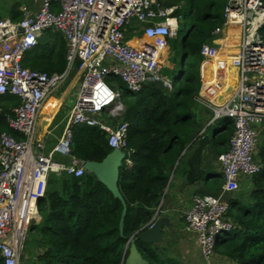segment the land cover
Instances as JSON below:
<instances>
[{
    "label": "built area",
    "instance_id": "built-area-1",
    "mask_svg": "<svg viewBox=\"0 0 264 264\" xmlns=\"http://www.w3.org/2000/svg\"><path fill=\"white\" fill-rule=\"evenodd\" d=\"M223 1V22L211 32L215 38L212 43L200 47L199 67L202 70L205 61L218 62L219 38L232 27L238 32L237 50L229 66L235 69V84L231 93L226 91L229 94L224 100L215 101L231 87L221 83L220 75L216 77L218 82L209 86L216 95L209 99L201 93V87L195 102L210 110L208 125L228 118L233 131L227 150L217 157L222 177L220 191L194 195L184 214L185 229L195 234L206 262L216 238L234 227L226 215L225 194L237 190L240 178L261 170L254 157L259 128L264 124V39L259 32L264 25V0ZM175 8L163 7L158 0H38L32 9H19V20L0 19V97L19 99L17 106L6 111L0 108V114L20 137L0 132L1 264H20L28 228L39 220L37 202L45 194L48 175L81 177L86 173L80 160L70 156L74 126L97 127L106 133L108 146L121 150L129 164L126 123L113 126L101 118L108 110L112 118L123 111L120 92H114L105 80L110 75L118 77L129 92H137L144 85L171 89V79L162 72L161 53L166 42L177 36ZM132 21L141 25L143 36L151 43L135 47L125 41V29ZM48 30L61 34L65 42L66 64L61 73L48 74L22 66L24 54ZM224 66L221 63L216 69ZM72 69L78 73V87L65 126L52 151L42 154L43 144L36 136L40 110L68 80Z\"/></svg>",
    "mask_w": 264,
    "mask_h": 264
},
{
    "label": "trees",
    "instance_id": "trees-1",
    "mask_svg": "<svg viewBox=\"0 0 264 264\" xmlns=\"http://www.w3.org/2000/svg\"><path fill=\"white\" fill-rule=\"evenodd\" d=\"M173 7L178 20L177 36L168 44V64L175 69L170 90L160 85H144L123 102L119 117L105 122L116 126L126 123V149L129 154L119 168L118 190L125 204L122 234L118 226L122 204L92 174L74 177L50 173L44 197L38 200L40 220L29 226L36 252L35 264H121L128 238L145 230L159 205L170 174L180 168L182 153L196 127L195 96L199 90L200 47L212 43L211 32L223 22V0H158ZM22 4V3H21ZM19 1L7 6L0 19L17 21L21 17ZM188 22V24H187ZM180 24V28H179ZM185 37L180 43L179 33ZM264 39V25L259 30ZM66 46L61 34L46 31L34 48L22 58V66L48 74L65 69ZM165 52V50H164ZM163 52V54H164ZM162 67L165 57L161 58ZM167 71V70H166ZM162 72L165 70L162 68ZM15 96L0 97V108L17 106ZM210 145L216 156L224 153L233 131L230 119L221 118ZM216 122V121H215ZM215 122L207 128L214 126ZM0 132L19 139L0 114ZM264 135V134H263ZM111 152L106 133L97 127L74 126L71 130L70 156L80 161L100 162ZM259 173L249 178V200L238 191L227 198L226 215L233 228L216 238L213 253L230 264H264V144L255 155ZM178 164L176 165V163ZM184 172L188 184L204 180L209 190L220 191L221 175L208 177L202 170L194 174L190 164ZM135 246L149 264H178L159 257L156 249ZM1 264V260H0Z\"/></svg>",
    "mask_w": 264,
    "mask_h": 264
},
{
    "label": "crops",
    "instance_id": "crops-1",
    "mask_svg": "<svg viewBox=\"0 0 264 264\" xmlns=\"http://www.w3.org/2000/svg\"><path fill=\"white\" fill-rule=\"evenodd\" d=\"M36 3L38 4V2ZM124 33L125 41L132 46L140 47L146 43H151L150 40H147L143 36L142 27L138 22H130ZM126 36L130 37L126 38ZM237 39L238 33L236 30L231 31L228 29L224 32L223 39L218 41V43L221 44L217 52L216 60L218 62L205 61L203 62L202 70L199 67L200 85L197 95H199L202 87L201 93L206 94L209 99H212L216 95V92H212V90L209 89V86L217 83L218 81H216V77H219L220 75L223 80L222 82L220 80V82L225 86L231 87L225 89L223 91L224 93H221L215 101L220 102L231 93L230 91L233 90L235 84L236 73L235 69L229 66L231 63V56L234 55L237 50L233 49V43H237ZM170 43V41L166 42V47L164 49L165 52L163 50L164 54L163 52L161 53V58L165 57V61H167L166 54L169 51L168 44L170 45ZM221 63L226 65V67L224 66L222 69H216L218 66H221ZM218 71L222 72L219 73ZM77 75V71L72 69L68 80L59 86V88L47 98L40 110L36 136L43 144L42 154L50 153L60 138L78 87ZM206 90H208V92ZM226 91L229 93H226ZM218 93H220V90ZM194 116L196 119V127L190 136V141L187 146L195 136L201 133L207 134L210 137V140L214 135L213 131L207 132L210 128H207V122L211 118V112L209 109L197 104L194 109ZM263 131L264 124L259 128V140L260 134ZM196 146L197 144L195 142L187 151H183L180 168L176 172L173 171L170 174L168 184L164 189L159 205L155 211L156 220H163L164 224L161 227L160 241L156 244H151L150 246L152 249H156L159 257L162 259H170L178 264H203L204 260L200 254L195 234L188 232L185 229L184 214L190 208L191 200L194 195L217 193L214 190H209L206 187L204 180H198L193 184H188L185 179L184 172L188 169L187 163L190 164L189 160ZM53 157L59 161H64V159L57 154H53ZM217 157L218 156L215 155L209 142L204 147L203 154L200 156L199 171H204L208 177L220 175V166ZM177 164L178 162L176 165ZM244 185L250 187L249 178H240L238 188L241 189ZM227 195L229 194H225L224 196L226 200L228 198ZM213 255V261L215 264H221V261H225L220 258V256L214 253Z\"/></svg>",
    "mask_w": 264,
    "mask_h": 264
},
{
    "label": "water",
    "instance_id": "water-1",
    "mask_svg": "<svg viewBox=\"0 0 264 264\" xmlns=\"http://www.w3.org/2000/svg\"><path fill=\"white\" fill-rule=\"evenodd\" d=\"M119 99H122V94H120ZM195 142L197 146L193 150L189 163L192 166L194 174H197L199 170L200 156L203 154L204 147L210 142V137L207 134L202 136L199 134L195 136V138L185 148L184 152L187 151ZM123 159L124 153L119 149H113L100 162L80 161L85 171L92 174L94 179L103 184L111 192L113 197L117 198L122 204V211L118 226L120 235L122 234L125 204L118 190L117 182L119 178V168L122 166ZM150 223H152L150 227H146L145 230H142L128 238L123 251L121 264H149L136 248L135 241L138 240L146 245L156 244L160 241L161 227L164 224V221L156 220L155 214L149 224Z\"/></svg>",
    "mask_w": 264,
    "mask_h": 264
},
{
    "label": "rangeland",
    "instance_id": "rangeland-1",
    "mask_svg": "<svg viewBox=\"0 0 264 264\" xmlns=\"http://www.w3.org/2000/svg\"><path fill=\"white\" fill-rule=\"evenodd\" d=\"M16 1H19L21 5H24V6H27V7H31V8H34L36 6V2H38V0H1L0 3H5L7 6H11V4H13L14 2ZM5 14V10L2 8L0 9V15H4ZM188 24V22H187ZM179 28H180V24H179ZM180 33H179V49L181 50V46H180V43H182L184 37H185V34H184V31L185 29L184 28H181L180 29ZM130 36H126V38H129ZM223 39V37L219 38V40ZM221 45V44H220ZM234 45V50L237 49V43L234 42L233 43ZM170 47V46H169ZM163 69L165 70V75L166 76H170L171 78L175 76V69L172 68V65L168 64V62L166 61L164 66H163ZM167 70V71H166ZM105 83L114 91V92H117L119 91L120 94L123 95V99H122V102H125L126 100H128V98L130 97V94H129V91L126 89L125 85L120 81V79L118 77H114L112 75L108 76V79L105 80ZM106 114L109 115V116H113L111 115L110 111H106ZM105 116V115H104ZM220 126V123L219 121H216L214 126H211L207 132H210V131H214L216 130L218 127ZM263 130V128H262ZM262 134V135H261ZM260 134V142L256 148V154L258 153V151L260 150L261 146L264 144V131ZM212 152V151H211ZM212 155V154H211ZM239 192L243 197H245L247 200H249V191H250V187H248L247 185H244V187H242L241 189L237 188V190L235 192ZM233 193L230 195H227V197H230L232 196ZM198 247L200 249V246L198 244ZM150 249L151 246H145L144 249L147 250V249ZM201 254V253H200ZM213 255V253H212ZM210 257L208 263L203 262V264H215V262L213 261V257L214 255ZM36 252H35V244H34V241H33V237H31L30 235H27L26 237V240L24 242V249H23V252L21 253V256H20V264H35L36 263ZM225 260V259H224ZM221 264H230L229 261L225 260L224 262L221 261Z\"/></svg>",
    "mask_w": 264,
    "mask_h": 264
},
{
    "label": "clouds",
    "instance_id": "clouds-1",
    "mask_svg": "<svg viewBox=\"0 0 264 264\" xmlns=\"http://www.w3.org/2000/svg\"><path fill=\"white\" fill-rule=\"evenodd\" d=\"M22 6H24V5H22ZM22 6H21V7H22ZM21 7H20V8H21ZM26 7H27V6H26ZM35 7H36V6H35ZM20 8H19V9H20ZM27 8H30V7H27ZM30 9H32V8H30ZM7 18H8V17H7ZM213 39H215V38L213 37ZM171 40H172V39H171ZM198 71H199V70H198ZM164 74H165V73H164ZM167 77L170 78V79H171V82H172V78H171L170 76H167ZM196 96H197V95H196ZM122 99H123V95H122ZM122 99H121V103L123 104ZM121 113H122V112H121ZM121 113H120V114H121ZM104 115H105V116H104ZM118 117H119V116H118ZM101 118H102V119H103V118L109 119V121L115 119V117L112 118V117H110L109 115H107L106 112L102 114ZM116 118H117V117H116ZM220 119H221V118H220ZM103 120H104V119H103ZM217 120H219V119H217ZM217 120H216V121H217ZM104 121H105V120H104ZM111 122H112V121H111ZM214 122H215V121H214ZM214 122H213V123H214ZM213 123H211V124L208 125V122H207V126H210V125H212ZM202 135H204V133H201V134H200V136H202ZM110 149H111V148H110ZM111 151H112V149H111ZM123 161L125 162V157H124ZM123 161H122V162H123ZM125 163H126V162H125ZM86 173H87V172H86ZM84 175H85V174H84ZM43 197H44V196H43ZM37 211H38V210H37ZM155 213H156V212H155ZM154 215H155V214H154ZM38 216H39V214H38ZM152 218H153V217H152ZM39 220H40V216H39ZM39 220H38L37 222H34V223L37 224V223L39 222ZM150 221H151V220H150ZM31 224H32V223H31ZM31 224H30V225H31ZM150 224H151V223H150ZM148 225H149V223L146 225L147 228H148ZM28 229H29V228H28Z\"/></svg>",
    "mask_w": 264,
    "mask_h": 264
},
{
    "label": "bare ground",
    "instance_id": "bare-ground-1",
    "mask_svg": "<svg viewBox=\"0 0 264 264\" xmlns=\"http://www.w3.org/2000/svg\"><path fill=\"white\" fill-rule=\"evenodd\" d=\"M229 30L232 31V30H235V29H233L232 27H230ZM236 32H237V30H236ZM237 33H238V32H237ZM237 41H238V39H237ZM230 61H231V60H230Z\"/></svg>",
    "mask_w": 264,
    "mask_h": 264
}]
</instances>
